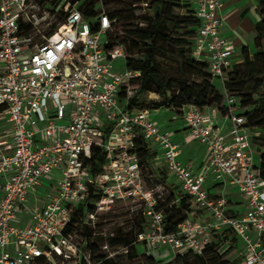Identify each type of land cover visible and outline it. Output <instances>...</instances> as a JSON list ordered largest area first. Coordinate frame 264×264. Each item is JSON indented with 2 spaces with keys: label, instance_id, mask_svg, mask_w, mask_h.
I'll list each match as a JSON object with an SVG mask.
<instances>
[{
  "label": "built area",
  "instance_id": "obj_1",
  "mask_svg": "<svg viewBox=\"0 0 264 264\" xmlns=\"http://www.w3.org/2000/svg\"><path fill=\"white\" fill-rule=\"evenodd\" d=\"M222 6L223 0H194L193 6L200 20L193 56L206 60L202 55H207L208 70L220 82L237 62L220 30ZM57 12L61 20L52 27L49 21ZM109 29L105 12L88 18L75 2L0 0V119L5 122L0 129V264L81 255L74 242L77 229L111 225L119 204L130 205L148 225L136 232L134 243L200 254L212 242L223 247L231 235L244 243L243 264H264V178L251 156L253 148L260 154L261 145L253 142L258 136L251 134L235 98L225 96L230 121L225 133L214 115L205 116L198 106L179 108L189 138L207 152V160L193 171L180 161V145L168 129L146 109H126L136 93L130 85L136 73L114 70L124 49L107 45ZM140 138L158 145L176 181L177 194L164 206L159 205L170 191L159 182L146 183ZM94 149L107 157L97 173L88 162ZM53 172L59 174L56 183ZM209 175L237 189L246 201L241 214L229 211L226 195L209 193ZM183 198L189 203L185 218L175 231H165L164 208ZM81 242L86 244L83 236ZM114 246L102 245L106 258L115 255ZM121 250L125 254L128 248Z\"/></svg>",
  "mask_w": 264,
  "mask_h": 264
},
{
  "label": "trees",
  "instance_id": "obj_2",
  "mask_svg": "<svg viewBox=\"0 0 264 264\" xmlns=\"http://www.w3.org/2000/svg\"><path fill=\"white\" fill-rule=\"evenodd\" d=\"M78 0H72L76 2ZM146 5L153 11L152 16L141 18L137 23H133L135 16L132 12L116 11L106 13L110 22L111 29L106 32L107 45L109 47H122L124 49V67L134 71L136 75L130 80V85L135 89L136 93L126 102V109L132 110L136 104L138 92H154L161 96V100L154 101L152 104L155 108L170 107L181 108L182 105L192 103L200 109L206 106L215 105L221 113H226L225 96H237L242 98L243 106H252L251 109H244L240 113L246 118V124L249 127H263L264 121L259 119L251 121V117L257 116L259 111L264 109V0H257V8L261 14L260 20L254 26V46L260 51L250 54L247 46L241 50V59L235 62L231 69L227 71L222 81V91L216 89L215 81L208 70V62L199 60L193 56V43L188 41L186 37H170L167 34L171 28V24H175L174 28H189L182 33V36L193 35L196 33L200 25V20L194 13V8L190 9L188 4H181L179 0H146ZM140 3V1L132 0V4ZM176 7L186 9L185 13L176 15L180 19L176 21H168L166 13H171ZM82 13L92 18L96 12L92 7H88ZM61 20V19H60ZM127 22V23H126ZM93 24L92 26H94ZM162 44L172 47H178L182 53L187 50L188 55L182 57L181 73L186 74V78H164L158 71L157 56L162 48ZM136 83V87L133 84ZM138 90V91H137ZM124 96L123 94L121 95ZM240 108L239 102H237ZM259 140L253 137V142ZM142 147L139 149L140 163L145 166L150 165V158L153 156L148 152L146 142L140 138ZM258 144L261 145L260 160L258 163L259 174L264 178V140ZM107 161L106 153L99 149H94L88 162L91 165V172L97 173L102 170L103 165ZM161 178H165L163 175ZM157 177L156 181L162 180ZM175 193L170 191L165 202L159 206H164L175 198ZM189 203L186 198L180 202H174L171 207H165V231H175L176 225L186 216ZM182 213V216L180 215ZM140 228L137 231H140ZM70 230V228H69ZM78 234L88 240L91 253L99 250V246L91 239L93 230L87 226L77 229ZM136 231V232H137ZM128 233L114 232L113 236H108L107 242L110 245H120L127 247L128 251L125 255L133 259L137 257V252L133 247L135 242ZM231 236V235H230ZM225 239V246L229 243V250L235 246V237L230 242ZM228 249H222L217 242L207 245L200 254L187 250L183 253H176L168 262H162L151 254H146V264H240L237 260L229 261L225 258ZM97 259L103 263H109L111 259L105 255H99ZM242 261V260H241ZM44 261L41 260L39 264ZM101 264V263H98ZM241 264H243L241 262Z\"/></svg>",
  "mask_w": 264,
  "mask_h": 264
},
{
  "label": "rangeland",
  "instance_id": "obj_3",
  "mask_svg": "<svg viewBox=\"0 0 264 264\" xmlns=\"http://www.w3.org/2000/svg\"><path fill=\"white\" fill-rule=\"evenodd\" d=\"M47 5L51 6L55 3V6L62 5L65 1H69L70 3L72 0H42ZM140 1V3L132 4V0H78L76 1V7L79 8L81 11L88 7H92L93 10L97 13L100 12H106L108 14L116 12V11H127L132 12V14L135 16V19H133V23H137L139 19L150 17L153 14V11L150 7L146 5V0H137ZM181 4H188L190 9H192V4L190 0H179ZM186 9L176 7L175 10H173L171 13H166V17H168V21H176L180 19L179 17H176V15H181L185 13ZM61 19V14L57 12L54 16L50 18V23L52 27H56ZM127 23V22H126ZM139 23V22H138ZM175 24H171L170 30L167 31V34L170 35V37H186L188 41H192V34L188 36H182V33L187 31L189 28H174ZM44 31H47L48 28H44ZM38 41L40 39H37ZM162 48L160 49V52L157 56L158 64L157 68L159 73L164 78H186V74L181 73L180 67L182 65V57L184 55H188L187 50H184V52L180 53L178 47H172L166 44H162ZM260 51L258 48L254 46V49L252 51H249L250 54H254L256 52ZM115 67L114 70L121 71L124 69V58H118L114 61ZM136 83L133 84V87H136ZM215 87L216 89H219L222 91V82L215 81ZM135 90V89H134ZM138 91V90H137ZM157 95V93H156ZM137 96V103L134 104L132 107L134 111L139 109H146V110H155L158 108H155L152 104L154 101L161 100V96L157 95L155 99H149L147 98L148 92H138ZM236 103L239 102L240 108L237 110L244 111V109H251L252 106H243L242 104V98L237 96V99H235ZM50 102V101H49ZM215 106V105H213ZM216 107V106H215ZM239 107V105H238ZM217 108V107H216ZM218 109V108H217ZM178 113V112H177ZM259 114L257 116L251 117V121H257L259 119H262L264 121V109L258 112ZM167 114V113H166ZM160 116V115H159ZM5 127V124L3 125ZM252 129L257 130L260 132L258 134L259 140H256L254 143L258 144L261 140H264V128L263 127H252ZM251 156L255 163L258 164L260 154L259 152L253 148L251 151ZM144 165V164H143ZM162 168H158V172L155 175H152L150 170L144 167V178L146 183L149 186H152L157 183L156 179L157 177H162ZM158 175V176H157ZM51 177L54 179V183H56L57 178L59 177V174L56 172H53ZM56 179V180H55ZM167 183L171 186V182L167 180ZM208 184H210V180L208 179ZM213 189V188H211ZM40 192V191H39ZM169 193H165V196L168 197ZM36 196H40L39 193L36 194ZM41 200V197L38 198V202ZM27 206H32L33 201L30 199L29 201H26ZM130 205L127 204H119L115 207L116 216L114 222L111 223V225H97L95 229L93 230L91 239L94 243L99 246V250L95 253H89V244L88 240H86V244L83 246L81 239L82 236L80 234L77 235V237L74 239V242L77 243L79 246V249L81 251V255L71 258L69 260L55 257L50 262H43L42 264H146V254H151L154 257H156L158 260L162 262H168L170 261L174 255L175 250L162 247V248H152L149 245L142 244L140 242H136L133 244V247L135 248L137 252V257L130 259L128 258L121 250L122 246L118 245L117 247H112V251H115L114 256H108L107 258L111 259L109 263H103L101 260L97 259L99 255H107V251H105L102 247L107 240H108V232H122V233H128L131 238H134V234L137 230H139L142 227L147 228L148 225H143L139 215L134 211L130 209ZM183 212H180V215L182 216ZM232 240V237H227V241L230 242ZM230 243L222 247V249L226 248L228 249L225 253V258H227L229 261L237 260L241 264V259H237L238 255L240 254L241 250L243 249V242L240 238H237L236 244L233 248L229 250ZM180 251H183L181 249ZM84 255H83V254Z\"/></svg>",
  "mask_w": 264,
  "mask_h": 264
},
{
  "label": "crops",
  "instance_id": "obj_4",
  "mask_svg": "<svg viewBox=\"0 0 264 264\" xmlns=\"http://www.w3.org/2000/svg\"><path fill=\"white\" fill-rule=\"evenodd\" d=\"M190 2L194 6V0H190ZM220 15L222 19L220 27L221 33L228 38L229 45L234 50V60L239 61L241 59V50L244 46H247L249 51L254 49V26L261 18V14L257 8V0H223ZM194 37L195 34L192 37V43ZM202 57L206 60L208 58L205 54ZM157 95L154 92H148L147 98L155 99ZM136 97L139 98L137 94ZM139 110H136V112ZM147 111L149 117L160 128L168 129L171 132L172 139L179 143L180 161L188 165L193 171H198L201 165L207 160V152L203 144L189 138L187 126L181 116L180 109L160 107ZM202 112L205 116L214 115L221 132L225 133L228 130L230 121L226 113H221L215 106L203 107ZM4 124V120L0 119V129L4 127ZM250 132L251 134H257V136L260 134L259 131L252 129V127L250 128ZM145 142L148 147V152L153 155L150 158V165L148 167L146 166V168L150 170L152 175H155L158 172V168L163 167L162 176L164 175L165 178L159 176L162 179L159 183L176 195L178 187L171 173L166 168L161 150L153 140L148 139ZM208 179L210 180V184L207 183ZM167 180L171 182V186L167 183ZM205 187L212 195H226L229 200L228 207L231 213L241 214L245 210L246 201L239 195L236 188L231 187L225 182L216 181L212 175H209L205 180ZM236 240L237 237H235V244ZM243 252L244 243L243 249L237 259L242 260Z\"/></svg>",
  "mask_w": 264,
  "mask_h": 264
}]
</instances>
